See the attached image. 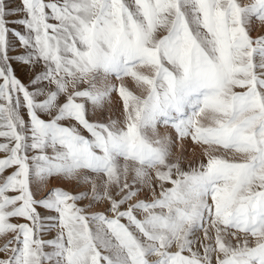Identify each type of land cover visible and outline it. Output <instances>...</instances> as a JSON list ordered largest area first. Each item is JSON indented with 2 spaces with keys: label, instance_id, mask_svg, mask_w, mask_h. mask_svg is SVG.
I'll use <instances>...</instances> for the list:
<instances>
[{
  "label": "snow or ice",
  "instance_id": "6c2138e0",
  "mask_svg": "<svg viewBox=\"0 0 264 264\" xmlns=\"http://www.w3.org/2000/svg\"><path fill=\"white\" fill-rule=\"evenodd\" d=\"M254 21L264 0H0V264H264Z\"/></svg>",
  "mask_w": 264,
  "mask_h": 264
},
{
  "label": "rangeland",
  "instance_id": "374dc122",
  "mask_svg": "<svg viewBox=\"0 0 264 264\" xmlns=\"http://www.w3.org/2000/svg\"><path fill=\"white\" fill-rule=\"evenodd\" d=\"M252 32L251 34L255 37L260 34H264V22L254 21L252 25ZM22 79H25L24 77H21ZM125 83L132 89L135 90V85L131 81L130 78L125 79ZM118 97L116 94H113V101H116ZM114 118H120V110L119 105H117V110L115 112ZM207 123V121H204ZM159 131L161 134H164L167 132L168 135H170L173 138V146H172V159L175 160L177 157L181 160V166L187 170L189 164H192L193 166L200 161H206V156L204 155V148L206 147L202 143H196L191 140V138H184V139H177L176 133L173 129L168 128L165 129L163 126H160ZM50 185H49V183ZM47 184L45 185V191L48 189L60 186L63 187L69 191H79L78 188L75 187V182H69V181H62L59 180L57 183H54L53 180H49ZM53 182V183H51ZM63 182V183H62ZM54 184H56L54 186ZM4 243L3 239H0V245ZM5 254L0 253V258H2Z\"/></svg>",
  "mask_w": 264,
  "mask_h": 264
},
{
  "label": "bare ground",
  "instance_id": "6f19581e",
  "mask_svg": "<svg viewBox=\"0 0 264 264\" xmlns=\"http://www.w3.org/2000/svg\"><path fill=\"white\" fill-rule=\"evenodd\" d=\"M51 180H53V182L54 183H57L59 180L58 179H51ZM53 182H51V183H53ZM49 183V182H48ZM63 183V182H62ZM49 185H50V183H49ZM56 184H54V186H55Z\"/></svg>",
  "mask_w": 264,
  "mask_h": 264
}]
</instances>
